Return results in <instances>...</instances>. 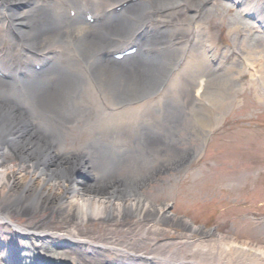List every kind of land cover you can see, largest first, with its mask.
<instances>
[{"label":"bare ground","instance_id":"1","mask_svg":"<svg viewBox=\"0 0 264 264\" xmlns=\"http://www.w3.org/2000/svg\"><path fill=\"white\" fill-rule=\"evenodd\" d=\"M122 1L0 0V65L8 75L7 81L0 78V221H10L9 209L49 210L59 229L40 219L31 227L14 224L15 235L73 247L78 262L86 264L110 263L96 258V247L104 246L86 236L83 223L124 226L130 216L141 224L139 243L161 232V226L183 224L165 214L167 203L153 206L141 191L140 182H150L162 169L108 182L118 166L96 170L92 154L101 160L105 154L95 150L89 157L56 132L76 131L84 120L82 132L96 135L113 154L130 147L131 135L142 149L164 152L168 144L159 139L160 116L170 102L185 111L191 132L205 144L244 89L246 68L264 85V39L252 46L240 42L241 52L221 47L209 22L199 17L213 0H136L124 12L112 13ZM231 1L240 14L254 16L251 28L264 33V7L258 0ZM85 5L98 21L68 15ZM240 29L234 24L227 32ZM134 38L142 49L133 59L109 57ZM36 63L43 69L32 70ZM71 108L82 114L67 118ZM3 143L13 151L9 160L3 159ZM173 155L165 169L182 165L187 157ZM70 166L78 169L71 175ZM196 231L190 228L178 240H154L147 253L137 256L129 253L131 237L106 245L144 264H264V243L211 230L192 236ZM13 259L14 248L0 242V264Z\"/></svg>","mask_w":264,"mask_h":264},{"label":"rangeland","instance_id":"2","mask_svg":"<svg viewBox=\"0 0 264 264\" xmlns=\"http://www.w3.org/2000/svg\"><path fill=\"white\" fill-rule=\"evenodd\" d=\"M258 2L264 7V0ZM238 9L231 0H213L202 7L199 17L209 22L221 47H236L241 52L238 47L240 42L252 46L262 42L264 33L251 28L254 20L249 15L240 14ZM234 24H240L241 29L228 33L227 29ZM259 63L253 67L256 74L260 69ZM242 78L244 89L205 144L191 132L185 111L170 102L164 103V113L160 116L162 130L158 133L159 139L168 144L164 152L142 149L131 135L130 147L113 154L98 141L96 135L82 132L83 125L87 124L84 120L77 124L76 131L70 128L56 132L66 138L68 144L73 143L77 149H83L89 157L95 150L100 155L105 154L102 160L92 154L90 163L95 164L96 170L105 173L118 166L106 180L108 182L116 178L121 183L125 174L136 177V171L144 173L152 168L162 169L164 173L150 182H140L141 191L153 206L167 203L165 214L183 224L161 226V232L139 243L136 233L141 224L130 216L124 226L114 222L111 225L96 221L83 223L81 226L86 236L104 246L96 247V258L110 264H144L137 260L129 261L127 254L108 249L106 242L112 240L116 245L131 237L129 253L137 256L147 253L154 240H178L190 228L197 230L196 233L192 232L194 237L198 236L197 232L211 230L241 240L264 243V85L256 83L249 68ZM80 114V109L71 108L70 117L67 118L75 119ZM91 146L94 148L88 149ZM1 147L6 153L3 159L9 160L13 154L10 144L3 143ZM182 152L187 155L182 165L164 168L169 156ZM77 170L70 166V175ZM7 213L10 221L20 226L31 227L38 224L40 219H45L44 224L48 228L57 230L60 227L54 213L47 209L31 213L9 209ZM128 228L131 234H128ZM0 242L9 243L14 248L16 259L8 261V264H20L19 260L22 264L37 261L44 264H86L78 262L75 256L79 251H74L73 247L60 243L53 245L48 239L39 240L28 234L17 237L6 224H0Z\"/></svg>","mask_w":264,"mask_h":264}]
</instances>
